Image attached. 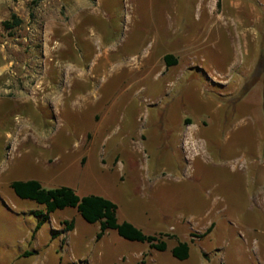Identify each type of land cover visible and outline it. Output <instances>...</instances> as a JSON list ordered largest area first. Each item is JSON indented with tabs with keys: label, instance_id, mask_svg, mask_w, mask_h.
I'll use <instances>...</instances> for the list:
<instances>
[{
	"label": "rangeland",
	"instance_id": "374dc122",
	"mask_svg": "<svg viewBox=\"0 0 264 264\" xmlns=\"http://www.w3.org/2000/svg\"><path fill=\"white\" fill-rule=\"evenodd\" d=\"M263 20L264 0H0V264H264ZM164 52L168 74L132 70ZM31 180L168 247L98 240L74 208L35 234L45 206L11 188Z\"/></svg>",
	"mask_w": 264,
	"mask_h": 264
},
{
	"label": "trees",
	"instance_id": "16d2710c",
	"mask_svg": "<svg viewBox=\"0 0 264 264\" xmlns=\"http://www.w3.org/2000/svg\"><path fill=\"white\" fill-rule=\"evenodd\" d=\"M22 24L23 20L13 14L11 19L3 22V27L6 31H9L19 28ZM262 35V55L257 66L258 72L261 75L256 77L254 82L261 80L264 83V31ZM164 60L168 66L177 64V59L173 55L165 56ZM249 89L250 87L248 90ZM11 188L19 198L32 200L45 206L47 216L38 224L34 232L35 234L40 230L43 223L49 219V215L58 210L74 208L86 222L90 224H99L100 232L97 235L98 240L109 231L114 230L127 240L148 243L150 247L155 250L165 251L168 247L162 235H147L130 222H120L117 217V205L107 198L96 195L81 197L74 189L66 186L46 189L40 182L35 180L15 181L11 184ZM64 224H66L68 231L74 228L73 223L64 222ZM211 229L212 227L208 229V232ZM172 254L179 260H186L190 256V245L187 242H179L178 245L172 249Z\"/></svg>",
	"mask_w": 264,
	"mask_h": 264
},
{
	"label": "crops",
	"instance_id": "0c3cea01",
	"mask_svg": "<svg viewBox=\"0 0 264 264\" xmlns=\"http://www.w3.org/2000/svg\"><path fill=\"white\" fill-rule=\"evenodd\" d=\"M167 55H173V54H171L170 52H167V53L164 52L163 54L154 56V59H152V65H150L149 67H146V66L144 67L145 64L141 65L140 63H138L137 65H135L133 67L132 70H137L138 73L139 72L141 73L143 69H146L148 71H152V74L155 75V78L159 77V75L168 74L170 72V70H173V69H170V67H172V66L166 65L164 58ZM162 61L165 65H162V64L159 65ZM178 65H179V63L177 65H173V66L178 67ZM165 66L167 67V69L165 68Z\"/></svg>",
	"mask_w": 264,
	"mask_h": 264
}]
</instances>
